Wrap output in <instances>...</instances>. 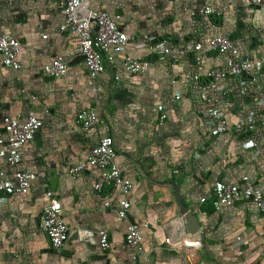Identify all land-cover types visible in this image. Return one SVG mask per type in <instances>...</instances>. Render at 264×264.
<instances>
[{"label": "crops", "instance_id": "1", "mask_svg": "<svg viewBox=\"0 0 264 264\" xmlns=\"http://www.w3.org/2000/svg\"><path fill=\"white\" fill-rule=\"evenodd\" d=\"M33 2L13 6L8 16L0 6V29L19 46L17 70L0 64V142L7 144V128L27 112L38 123L17 162L0 159L2 178L26 171L31 183L27 194L0 201V264H264V213L252 200L223 206L214 198L225 184L264 194V70L213 85L205 79L232 54L264 58V7L244 0H93L89 8L106 12L127 44L125 53L105 55L104 72L90 78L74 37L58 31L59 0ZM221 34L229 37V52L197 53L195 60L183 52L185 43ZM149 45L168 53L160 61ZM58 56L63 73L53 78ZM218 87L229 89L235 104L232 114L221 108L224 125L241 120L243 134H215V122L196 113L197 95L217 98ZM86 108L98 116L88 129L78 119ZM104 136L130 184L125 218L116 215L115 193L93 191V166L68 174ZM47 189L67 227L59 252L40 227ZM130 224L141 236L138 247L124 240ZM102 233L106 250L98 246Z\"/></svg>", "mask_w": 264, "mask_h": 264}, {"label": "built area", "instance_id": "2", "mask_svg": "<svg viewBox=\"0 0 264 264\" xmlns=\"http://www.w3.org/2000/svg\"><path fill=\"white\" fill-rule=\"evenodd\" d=\"M93 0H59L58 6L63 16L58 31L74 37V51L82 57L87 75L94 78L104 72L103 57L107 54H123L127 38L123 32L103 11H95L89 8ZM249 6H263L260 0H244ZM203 15H209L211 10L204 7ZM150 50L162 61L167 55L168 49L161 46L149 45ZM231 50V42L227 34H221L209 38L204 43H185L183 52L196 59L197 53H210L222 55ZM19 46L0 29V64L9 70H17V57ZM69 53L68 55H71ZM62 57L58 56L51 62V75L59 78L63 73ZM127 70L129 68H126ZM264 69V58L252 62L248 58L232 54L225 60L222 68L213 67L205 73L208 84L217 83L221 80L236 78L249 74L252 71L258 72ZM217 98L210 97L205 93L197 95L196 113L204 119L215 122L214 133L221 134L230 132L234 135H241L245 132L244 122L238 120L227 128L222 119L221 108L226 114H232L235 104L231 98V92L227 88H217ZM246 118L250 115L246 114ZM82 128L88 129L97 125L98 116L91 108L83 109L78 114ZM38 123L33 113L27 112L23 121L13 122L7 128L8 142H0V159L5 157L9 163L19 160L22 148L34 138ZM115 150L112 139L109 136L99 138L89 150L87 158L80 161L68 170L71 176H78L86 171L88 166H93L96 177L92 186L95 193L103 189L113 192L116 195L114 204L118 218H125L129 210V203L126 194L130 184L122 177L115 165ZM31 187L30 178L26 171L17 173L11 179L0 176V201L12 196H23L28 193ZM46 204L41 212L40 227L49 239L50 248L59 252L67 239V227L61 216V209L56 196L49 189L45 191ZM217 202L223 206H231L236 200H252L257 204L258 210L264 213V194L255 190L251 185L238 186L232 184L221 185L214 194ZM105 203L103 206L107 207ZM85 241L92 242L89 232L83 231ZM125 242L133 247H138L141 236L134 224H130L124 235ZM98 246L101 250L108 248L107 235H99Z\"/></svg>", "mask_w": 264, "mask_h": 264}, {"label": "rangeland", "instance_id": "3", "mask_svg": "<svg viewBox=\"0 0 264 264\" xmlns=\"http://www.w3.org/2000/svg\"><path fill=\"white\" fill-rule=\"evenodd\" d=\"M12 1L15 3V5L13 6H28V5L33 6L34 3L33 0H12ZM0 6H5L7 16L11 14L13 10V6L12 4L11 5L9 4L8 0H0Z\"/></svg>", "mask_w": 264, "mask_h": 264}, {"label": "water", "instance_id": "4", "mask_svg": "<svg viewBox=\"0 0 264 264\" xmlns=\"http://www.w3.org/2000/svg\"><path fill=\"white\" fill-rule=\"evenodd\" d=\"M34 138H36V135H34ZM173 195L175 197V200H176V203H177V206H178V215L181 216L184 213V209L181 206V201H180L179 197L177 196L174 188H173Z\"/></svg>", "mask_w": 264, "mask_h": 264}]
</instances>
